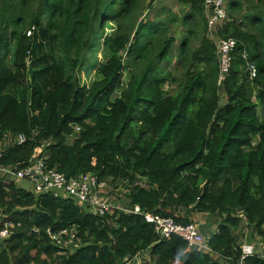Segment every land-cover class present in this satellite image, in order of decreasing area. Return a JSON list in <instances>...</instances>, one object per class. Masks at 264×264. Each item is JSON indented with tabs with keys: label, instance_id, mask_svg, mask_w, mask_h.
<instances>
[{
	"label": "trees",
	"instance_id": "1",
	"mask_svg": "<svg viewBox=\"0 0 264 264\" xmlns=\"http://www.w3.org/2000/svg\"><path fill=\"white\" fill-rule=\"evenodd\" d=\"M176 1L186 9L163 22L158 15L141 21L139 0H0V142L5 133L24 137L0 153V164L22 168L41 149L43 164L66 179L91 173L131 187L129 205L143 212L178 224L189 223L179 208L221 215L206 246L236 264L232 210L243 213L264 246V0H226L229 21L218 35L235 45L219 86L201 0ZM232 12H243L240 20ZM42 19L48 42L36 47L49 50L50 43L68 71L53 85L42 73L25 82ZM167 24L185 29L175 55ZM107 27L103 60L83 84L90 35ZM46 140L52 143L41 147ZM4 223L11 227L0 240V264H123L139 252L149 264H217L177 236L159 239L141 215L110 209L98 217L68 199L33 196L0 180V229ZM63 229L72 231L71 251L52 246L45 234Z\"/></svg>",
	"mask_w": 264,
	"mask_h": 264
},
{
	"label": "built area",
	"instance_id": "2",
	"mask_svg": "<svg viewBox=\"0 0 264 264\" xmlns=\"http://www.w3.org/2000/svg\"><path fill=\"white\" fill-rule=\"evenodd\" d=\"M225 4L226 0H201L202 15L209 39H212V35L214 37L217 29H220L227 21ZM29 34L30 32L27 31L25 35L28 36ZM213 44L215 46V58L217 62L216 84L219 86L228 71L231 60L230 54L234 48L235 41L230 38L217 39ZM247 73L249 79H252L255 75V69L251 63L247 65ZM78 131L79 128L74 127L73 135L77 134ZM13 138L15 143L18 144L24 141V137L21 134L14 135ZM67 139L70 142L72 141L71 136ZM50 143H52L51 140H46L40 142V145L43 147ZM38 154L34 152L22 168H18L15 165L4 166L0 164V180L10 181L4 179V177H11V182L13 180L14 182H26L28 184V192L33 196L49 193L58 198H65L81 210L98 217H102L110 209H114L118 213L141 215L144 222L152 226L154 234L159 239L168 238L173 235L182 239L191 249L208 250L206 243L203 241L193 222L187 224L174 223L171 218H162L151 212H143L137 206L129 205V202L126 207L112 208L98 195V192L105 186L104 180H98L91 173L66 179L54 169L47 168L38 157ZM109 182L114 183L111 179H109ZM115 183L120 184L119 181H115ZM124 191L128 195L131 192V187H124ZM10 227L11 225L7 223L2 225L0 240L8 238ZM45 234L52 246L71 251L72 245L70 239L73 238V234L70 229H63L56 234L45 230ZM239 250L241 260L245 256L254 255L253 248L250 245L242 244ZM134 257L125 260L123 264H143ZM241 260L238 262L239 264H242Z\"/></svg>",
	"mask_w": 264,
	"mask_h": 264
},
{
	"label": "rangeland",
	"instance_id": "3",
	"mask_svg": "<svg viewBox=\"0 0 264 264\" xmlns=\"http://www.w3.org/2000/svg\"><path fill=\"white\" fill-rule=\"evenodd\" d=\"M151 1V3H150ZM160 6H163L165 9V12H161L159 14ZM186 9V6L184 4L178 3L176 0H139V5L137 8V12L140 15V20H155L156 21V15H158V19L163 22H167V18L170 19L171 17H179L182 12ZM243 14V12H240L239 14H234L233 12L231 13L232 19L238 21L239 16ZM229 21L227 17V22ZM33 23H30L31 25ZM44 27V20H40L39 24H37L38 28V35H37V40H34V45H33V54L32 57L35 58L33 65L27 67L26 72H25V82H28L31 78V76L35 75L36 73H42L43 78H45V75L51 76L50 80H52V85L55 83V81H60L63 79H66L68 77V71L64 68L62 64V56L61 54L56 51L55 47L51 48V45L49 43V50L46 48H43L42 50H39L36 45L37 44H42L45 45L47 41V37L45 35V32L43 30ZM167 27L169 28L171 36L174 38L175 42L172 48V54L175 55L176 53V47L179 41L180 36L184 33L183 28L180 27L178 24H167ZM31 29V28H29ZM28 29V30H29ZM220 29H217V31L214 34V37L212 35V39H209V36L207 37L211 42L217 41V39H223L218 35ZM206 32V31H205ZM110 34V29L107 27L104 29L103 32H96L90 35V42H91V47L88 48L85 53L84 57L86 59L85 64L83 67L80 69L79 72V78L81 83L87 84L91 79L93 78V70L95 65L98 63L102 62L103 60V54L100 52L101 51V42L102 38L105 35ZM207 36V34H206ZM36 42V43H35ZM198 40H194L193 44H191V47H195L197 45ZM44 67L46 69L44 70ZM58 71H57V70ZM127 78V74H124L121 79L122 86L125 85ZM41 84H45V79L40 82ZM163 90H169L171 92L173 90L172 86L164 85ZM218 96H219V103L222 104L224 102V95L221 90H218ZM116 97V95H112V98ZM67 143H70V140L67 139ZM121 185H124L123 183H120ZM241 212V211H240ZM234 214V213H233ZM212 220L211 216H208L206 218L203 217V221L205 222L204 226H200L199 229L201 231V235H206L208 234L207 227L210 225ZM199 222H202V220H198ZM247 227V231H248ZM240 230L238 232V235L234 237H240L243 239L244 235V226L241 225ZM253 234L251 231L249 233H246L245 236H247V241L248 243H253L250 241V237ZM263 245V240L259 241ZM257 250V249H256ZM143 264H149V263H143Z\"/></svg>",
	"mask_w": 264,
	"mask_h": 264
},
{
	"label": "crops",
	"instance_id": "4",
	"mask_svg": "<svg viewBox=\"0 0 264 264\" xmlns=\"http://www.w3.org/2000/svg\"><path fill=\"white\" fill-rule=\"evenodd\" d=\"M13 136H14V134H11V133H5L4 134V138L0 142V151L8 148L9 146H11L15 142ZM34 152L36 154H38V152H41V149H37ZM4 179L12 181L11 177H4ZM20 182H22V181L14 182V180H13V183H15L17 186H18V183H20ZM104 182H105V186L103 187V189H101L98 192V195L100 196V198L102 200H104L105 202H107L110 206H112V208L117 209L118 207H124V206L126 207L128 204V198H127V193L124 191V187H127V186L121 185V184H118L115 182L111 183V182H109V178L104 179ZM116 186H119V187H116ZM177 213H179L180 215L185 217L189 222H193L196 225L200 235H201V231H200L199 227L205 225V222L203 221V217L204 218H206L208 216L212 217L211 223L207 227L208 234L201 235V237L205 243H206V240L211 235H213L215 233L216 226L222 220L221 215H217V214H211L210 215V214L198 211V210H192L191 207L185 208V209L179 208L177 210ZM230 215H231V217L237 219L236 226L230 229V234L233 238L234 246L239 248L240 245H242V244L250 245L253 248L255 255L259 256L260 258H264V246L259 242L262 240V238H260L258 235H256L252 231V228L247 223L243 213L240 212V210L236 209V210H232ZM198 220H202V222H199ZM241 225L244 226V235H242L243 239H241L240 237H237V238L234 237V234H235V236L238 235V232L240 231L238 229L240 228ZM247 227H249L248 231H247ZM262 230L264 231V223L262 225ZM250 231L253 233V234H250L251 235L250 241L253 243L249 244L247 241V236H245V234L249 233ZM191 250L205 253L212 261H214L217 264H232V261L230 259H223V258L219 257L218 255L213 254L209 250L196 249V248L195 249L192 248ZM134 258L139 260L141 263H148L149 262L147 252H139L135 255ZM236 264H239V263H236Z\"/></svg>",
	"mask_w": 264,
	"mask_h": 264
},
{
	"label": "water",
	"instance_id": "5",
	"mask_svg": "<svg viewBox=\"0 0 264 264\" xmlns=\"http://www.w3.org/2000/svg\"><path fill=\"white\" fill-rule=\"evenodd\" d=\"M18 187L20 189H22L23 191H27L28 190V184L26 182H20V183H18Z\"/></svg>",
	"mask_w": 264,
	"mask_h": 264
}]
</instances>
